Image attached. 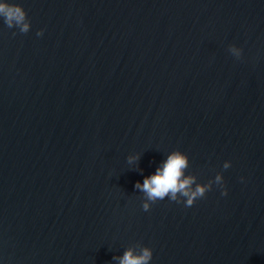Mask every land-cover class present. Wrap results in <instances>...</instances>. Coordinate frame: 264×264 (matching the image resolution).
Segmentation results:
<instances>
[{"label": "water", "instance_id": "95a60500", "mask_svg": "<svg viewBox=\"0 0 264 264\" xmlns=\"http://www.w3.org/2000/svg\"><path fill=\"white\" fill-rule=\"evenodd\" d=\"M10 2L31 28L0 18V264L137 243L150 264H264V0ZM177 149L227 195L144 211L136 182Z\"/></svg>", "mask_w": 264, "mask_h": 264}, {"label": "clouds", "instance_id": "9594fccd", "mask_svg": "<svg viewBox=\"0 0 264 264\" xmlns=\"http://www.w3.org/2000/svg\"><path fill=\"white\" fill-rule=\"evenodd\" d=\"M0 18L8 28L16 27L21 33H27L31 28L26 9L22 4L13 3L10 0H0ZM43 31V29L39 30L37 35H42ZM229 51L237 58L241 57L243 52L242 48L236 45H230ZM139 159V154L129 155L127 162L134 164ZM230 165L231 161H226L223 167L227 169ZM189 166L190 160L187 153L179 149L173 150L153 174L146 176L142 183L137 181L135 189L142 192L144 196L143 210H150L153 203L164 200L166 197L170 201L183 202L185 207H191L198 199L205 197L213 183L223 189L222 195H227L228 189L224 186L222 173H218L214 181L197 183V177L187 173ZM152 258L153 249L137 243L135 246L128 247L122 255L114 256L113 260L118 264H150Z\"/></svg>", "mask_w": 264, "mask_h": 264}]
</instances>
